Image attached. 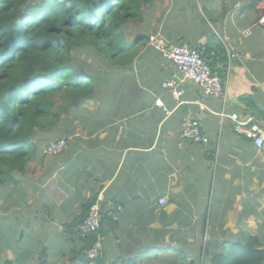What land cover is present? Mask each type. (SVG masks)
<instances>
[{
  "label": "crops",
  "instance_id": "0c3cea01",
  "mask_svg": "<svg viewBox=\"0 0 264 264\" xmlns=\"http://www.w3.org/2000/svg\"><path fill=\"white\" fill-rule=\"evenodd\" d=\"M252 1L158 0L143 23L126 26L128 67L103 76L91 100L38 133V149L17 183L0 184V234H14L6 245L0 239L1 264H207L224 246L250 238L264 249V146L255 148L219 115L264 125V29L241 36L264 12V0L254 7ZM152 33L215 52L223 100L200 103L201 89L188 81L178 98L163 89L177 72L148 47ZM230 50L240 61L222 73ZM186 120L209 147L181 138ZM57 139L65 149L43 157L41 149ZM90 201L101 214L97 263L86 259L77 233Z\"/></svg>",
  "mask_w": 264,
  "mask_h": 264
},
{
  "label": "trees",
  "instance_id": "16d2710c",
  "mask_svg": "<svg viewBox=\"0 0 264 264\" xmlns=\"http://www.w3.org/2000/svg\"><path fill=\"white\" fill-rule=\"evenodd\" d=\"M156 1L0 0V184L15 185L24 173L39 146L37 130L50 131L63 113L96 95L98 70L107 81L113 69L128 67L133 52L125 28ZM88 57L99 66L84 62ZM220 63L210 64L214 72ZM92 242L85 240V249ZM208 264H264V249L250 238L224 246Z\"/></svg>",
  "mask_w": 264,
  "mask_h": 264
},
{
  "label": "built area",
  "instance_id": "2783aa9c",
  "mask_svg": "<svg viewBox=\"0 0 264 264\" xmlns=\"http://www.w3.org/2000/svg\"><path fill=\"white\" fill-rule=\"evenodd\" d=\"M258 27L264 29V13L255 22L253 26L241 32L243 38L251 36L253 30ZM148 46L158 53L165 62L171 64L177 71L178 75L174 76L162 84L169 94L180 97L183 92L180 86L183 82H190L199 87L202 91L200 103L207 98H217L223 100L226 95L225 80L219 74L214 72L212 65L208 61L215 58L217 62L221 59L215 52H207L205 47L192 50L186 46H178L169 44L165 38L159 33H152L147 36ZM208 59V60H207ZM240 61V57L234 50L227 52V67H231L233 62ZM228 76V74H227ZM224 102V101H223ZM155 107L163 110L166 108L162 100L155 101ZM222 119H230L235 134L243 136L252 141L255 148L261 149L264 146V125L251 117H239L236 114H228L224 110L219 114ZM181 138L183 140L209 147V139L200 131L198 125L190 120H186L183 124ZM66 147L63 139L49 142L41 150L43 157H49L62 152ZM166 203L165 198L158 200V204L163 206ZM101 214L97 203L93 204L87 215L78 227V237L82 240L92 238V243L85 253V257L89 262H96L101 257L103 248V236L100 233ZM205 258V247L201 250V259ZM200 264H205L201 261Z\"/></svg>",
  "mask_w": 264,
  "mask_h": 264
},
{
  "label": "rangeland",
  "instance_id": "374dc122",
  "mask_svg": "<svg viewBox=\"0 0 264 264\" xmlns=\"http://www.w3.org/2000/svg\"><path fill=\"white\" fill-rule=\"evenodd\" d=\"M154 3H156V2H154ZM204 12H205V14H207L208 15V10L207 9H205L204 10ZM259 18V17H258ZM146 18L144 17V18H142L141 19V23H143V21L145 20ZM205 23V22H204ZM81 55H83V54H81ZM83 57V56H82ZM84 62H86V63H88V62H92V64L94 65V66H99V62H96L95 60H94V58L93 57H88V59H84ZM95 75H98L100 78H102L103 76H104V74L103 73H100L99 72V70L95 73ZM60 103H58V105H59ZM56 127H58V126H60V123L59 122H57L56 123V125H55ZM41 132H45V131H42V130H37L36 131V133H35V136H34V138H33V142L34 143H36V142H38V133H41ZM45 136H48V133L45 135ZM33 143V144H34ZM12 237H14V234H12V233H10V237H8V236H6L4 233H1L0 234V239H1V241L3 242V244H7V242L9 243V241L12 239ZM1 264V263H0ZM68 264V263H67Z\"/></svg>",
  "mask_w": 264,
  "mask_h": 264
},
{
  "label": "clouds",
  "instance_id": "9594fccd",
  "mask_svg": "<svg viewBox=\"0 0 264 264\" xmlns=\"http://www.w3.org/2000/svg\"><path fill=\"white\" fill-rule=\"evenodd\" d=\"M263 13H264V12H263ZM263 13H262V14H263ZM262 14H261V15H262ZM261 15H260V16H261ZM260 16H259V18H260ZM259 18H258V19H259ZM258 19H257V20H258ZM146 39H147V37H146ZM147 45H148V43H147ZM148 47H149V46H148ZM154 52H155V51H154ZM207 52H208V51H207ZM157 54H158V53H157ZM212 59L216 60L215 58H210L208 61L211 63L210 60H212ZM217 67H219V65H218ZM226 68H228V67H227V57H226V65H225L224 68L221 69V70L223 71L222 73H224V70H225ZM215 71H216V70H215ZM220 76L222 77V75H220ZM57 140H59V139H57ZM54 141H56V140H54ZM49 142H52V141H49ZM49 142H48V143H49ZM48 143H47V144H48ZM47 144H46V145H47ZM46 145H45V146H46ZM45 146H44V147H45ZM44 147H43V148H44ZM41 150H42V149H41ZM91 206H92V205H91ZM87 212H88V211H87ZM86 215H87V213H86ZM85 217H86V216H85ZM84 219H85V218H84ZM83 221H84V220H83ZM83 221H82V222H83ZM82 222H81L80 224H82ZM80 224H79V225H80ZM79 225H78V227H79ZM77 230H78V229H77ZM77 233H78V232H77ZM81 240H82V239H81ZM207 264H208V263H207Z\"/></svg>",
  "mask_w": 264,
  "mask_h": 264
}]
</instances>
